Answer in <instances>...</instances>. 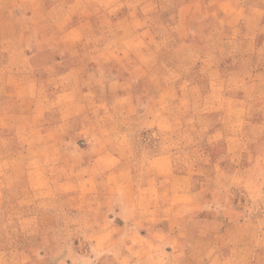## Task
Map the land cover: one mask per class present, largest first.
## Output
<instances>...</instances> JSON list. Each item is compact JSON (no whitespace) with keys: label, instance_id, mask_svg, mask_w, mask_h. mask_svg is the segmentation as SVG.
Returning <instances> with one entry per match:
<instances>
[{"label":"rangeland","instance_id":"374dc122","mask_svg":"<svg viewBox=\"0 0 264 264\" xmlns=\"http://www.w3.org/2000/svg\"><path fill=\"white\" fill-rule=\"evenodd\" d=\"M0 264H264V0H0Z\"/></svg>","mask_w":264,"mask_h":264}]
</instances>
